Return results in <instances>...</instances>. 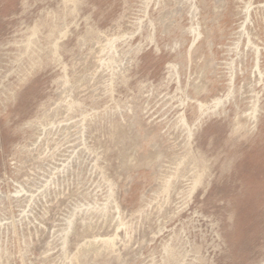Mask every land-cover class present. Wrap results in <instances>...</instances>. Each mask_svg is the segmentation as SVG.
Instances as JSON below:
<instances>
[{
    "label": "rangeland",
    "instance_id": "rangeland-1",
    "mask_svg": "<svg viewBox=\"0 0 264 264\" xmlns=\"http://www.w3.org/2000/svg\"><path fill=\"white\" fill-rule=\"evenodd\" d=\"M0 264H264V0H0Z\"/></svg>",
    "mask_w": 264,
    "mask_h": 264
}]
</instances>
